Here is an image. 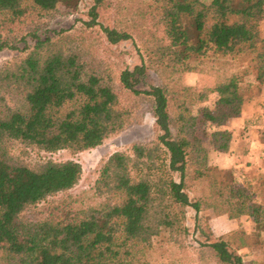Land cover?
<instances>
[{
    "label": "trees",
    "instance_id": "obj_1",
    "mask_svg": "<svg viewBox=\"0 0 264 264\" xmlns=\"http://www.w3.org/2000/svg\"><path fill=\"white\" fill-rule=\"evenodd\" d=\"M78 2L0 0V51L18 52L0 66V141L12 137L39 151L76 154L139 124L145 111L154 117L157 132L102 158L88 190L57 200L47 198L78 183V161L31 164L0 155V264H148L134 252L166 235L179 244L189 207L196 217L204 211L229 218L251 215L253 242L259 241L264 235L260 190L238 183L231 169L208 163L210 152L229 151L231 133L210 134L207 127L240 114V77L222 75L202 90L182 84L180 75L194 68L177 47L220 66L247 59L255 80L264 84L259 32L264 0H135L126 8L136 17L129 29L100 26L108 44L134 32L143 48L139 63L113 69L84 48L82 34L45 29L41 36L43 28L33 25L35 15L60 5L74 11ZM89 14L85 24L91 27L97 24L94 7ZM23 27L25 33L16 38ZM112 55L109 50L107 57ZM212 92L218 95L213 107L193 114L189 104ZM6 93L18 98L17 107L3 104ZM41 202L46 203L27 218ZM207 229L198 242L199 259L243 264L238 249L252 244L249 236L237 231L215 236Z\"/></svg>",
    "mask_w": 264,
    "mask_h": 264
},
{
    "label": "rangeland",
    "instance_id": "obj_2",
    "mask_svg": "<svg viewBox=\"0 0 264 264\" xmlns=\"http://www.w3.org/2000/svg\"><path fill=\"white\" fill-rule=\"evenodd\" d=\"M133 1L135 0H79L78 7L74 11L60 5L52 11L35 15L37 17H35L33 25L43 28L38 32L41 36L45 29L55 34L57 32L73 33L75 37L82 34L83 41H85L84 48H87L94 58H99L103 65H110L112 69L116 64L132 66L139 63L140 54L143 55V48L137 34L133 32L131 38L122 40L118 44H108L102 35L100 26L129 29V24L136 17L129 16L126 13V8ZM93 7L96 12L97 24L88 27L85 21L90 20L89 12ZM145 25H150L149 21L144 23ZM25 30V27L22 32L20 31L21 33L16 30L15 34L18 32V35L14 34V36L19 38L20 34L25 33ZM259 32L264 37V11L259 22ZM27 40L29 41L30 37H27ZM28 41L27 44L31 43ZM18 45L23 46V43L20 42ZM109 50L115 54L112 55V58L107 57ZM177 51L184 61L194 68L180 75L182 84L202 90L212 87L222 75L235 73L240 77L239 87L244 98L240 114L229 118L220 126L209 124L207 127L210 134L221 129H227L231 133L229 151L214 150L210 152L208 163L220 168H229L233 171L238 183H250L253 189L258 188L260 192L257 194V199L264 203V84H259L255 80L254 70L248 64L247 59L229 60L220 66L216 61L203 60L201 57L189 55L181 46L177 47ZM17 53V51L8 48L1 50L0 66L11 60ZM153 77L157 81V76L153 75ZM217 96L216 92H212L208 94L206 100L189 104L191 112L195 114L199 108L204 106L212 108ZM3 104L17 107L19 100L6 93ZM156 132L154 117L145 111L140 117L139 124L111 135L102 144L86 151L76 154H71L67 149L55 152L39 151L36 148L25 147L19 139L6 137L0 141V155L12 159L19 158L23 162L31 164L43 159L58 161L73 158L78 161L82 169L78 183L66 192L47 198V201L57 200L65 195L88 190L97 177V166L102 158L113 151L127 149L133 141L152 139ZM44 203L46 202H41L28 210L27 218L35 215ZM201 214L200 216L203 217H196L192 208L187 209L185 219L187 232L181 235L179 244L170 242L164 233L166 236L154 238L148 250L140 249L133 255L147 260L148 264H215L211 260L199 259L196 253L198 242L204 240V236L208 232L207 228H209L215 236L229 231H237L242 235L249 236L252 239V244L238 249L243 264H264V235L259 241L253 242L254 222L251 215L229 218L226 214L215 216L210 211H204Z\"/></svg>",
    "mask_w": 264,
    "mask_h": 264
}]
</instances>
